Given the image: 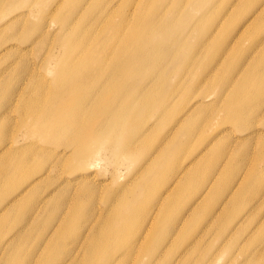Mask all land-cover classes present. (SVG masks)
I'll return each mask as SVG.
<instances>
[{
  "label": "rangeland",
  "instance_id": "obj_1",
  "mask_svg": "<svg viewBox=\"0 0 264 264\" xmlns=\"http://www.w3.org/2000/svg\"><path fill=\"white\" fill-rule=\"evenodd\" d=\"M5 1L0 0V48H4L5 43H22L29 50L27 55H19L15 53L16 51L8 55H3V50L0 52V80L8 79L14 83V91H11L6 102L8 109L0 110V142L16 141L17 143V148L15 147L16 150L11 151L12 153L0 155V166H13L16 162L17 166H22L20 177L15 176L9 183L0 186V194L6 191L5 199L12 198L9 209L10 221L4 214L0 216V224L8 221L16 224L11 231L1 233L0 239L10 236L9 234L21 227L39 230L36 228L37 224L49 217H54L57 221L61 220L73 229V225H79L85 220L77 215L86 216L88 220L97 216L103 218L107 226L98 225L97 233L104 238L110 234L111 214L117 215V219L111 223L114 229L122 223V217L126 213L124 201H128L134 210L149 211L150 207L144 201L139 188L147 185L151 187L157 183L160 179L157 166L150 168L145 161L146 155L134 161L126 149L113 148L109 135L101 130L97 131L103 116L99 109L108 103L107 98H111L114 91L107 88L110 74L102 72L100 67L103 64L106 65L105 68L112 66L118 58L124 56L127 58L141 56L146 60L149 57L154 64L150 62L148 65L153 64V66L146 70L154 77H146L144 71L139 73L138 70L121 67L118 74L120 79H127L126 81L130 79L129 82L134 90L140 86L152 88L156 82L163 87L162 90L155 88L153 96L151 91L150 100L134 101L133 113L137 117L138 111L144 105L157 108L163 101L162 91L173 87L172 94L167 100L168 112L161 114L160 111L156 112V109L150 112L149 123L152 127L159 117H162V125L154 137V147H156L154 149L158 151H153L152 155H156L157 152L158 156L163 151L158 158L162 165L170 164L168 169L176 165L179 167L180 164H186L190 160H195L194 165L199 164V170L205 168V164H212L213 175L217 178L219 172V177H222L223 173L235 166L236 161H242L238 173L245 172L246 179H250L251 174L254 173V181L257 182L256 185L250 186L246 195L250 197L251 207L256 204L252 214L257 216L260 213L264 214V98L256 97L254 92L242 91L241 95L246 93V97L240 99L234 95L236 88L251 72L253 78L263 79L259 70H264V10L259 15L257 13L264 0H77L75 3L73 0H63L54 6H51L54 0H16L15 7H3ZM106 2H110L108 7L105 6ZM73 8L88 12V22L83 20L81 11L69 15L66 19V14ZM221 8L224 9V13L218 14ZM65 20L72 23L74 32L86 39L88 49L87 46L79 49L72 45V37L65 34L67 31ZM36 24L43 28L36 30L41 47L35 48L27 40H10L1 43L4 39H9V34L16 26L35 27ZM115 29L141 32L147 30L150 33L148 44L151 41L159 43L158 49L164 52H171L173 47L172 43L166 45L163 42L164 38H182L184 48L175 50L174 59L165 55L156 58L152 53L148 54L149 50H145L146 43L142 45L128 43L122 55L116 57L115 52L119 48L120 38L114 33ZM187 30L191 31L190 36L183 35ZM162 34L164 35L161 36ZM196 35L199 36V41L195 40ZM31 37L36 38L35 35ZM210 39L211 42L206 44ZM194 46L197 51L199 50L201 63L184 64L183 58ZM98 47L101 48V52L97 50ZM146 60L145 64H147ZM206 62L213 66L204 76L201 71L203 63ZM244 74L245 79L242 80ZM77 76L86 78L88 89V97L77 98V104L84 106L88 102L91 108L88 109V122L91 129L95 130V135H100L92 142L87 139L82 150L88 154L99 149V163L81 170L83 173L91 171L94 174L89 178L91 184H88V187L95 188L96 200L93 203L88 198V187L86 193L78 195L80 191V186L77 185L78 172L69 169L70 167L68 168L64 162V159L70 157L76 148L63 143L73 138L70 134V139L65 132L72 116L67 119L66 114L64 115L66 119L59 118L63 112L58 111L64 108L59 106L58 100L61 96L67 101L76 94L72 85L78 80ZM196 80L201 81L192 87ZM217 86L225 89L216 99L217 94L213 92L215 91L213 87ZM188 90H191L189 96L184 94ZM100 95L102 97L98 98ZM3 97L4 95L0 93V100ZM241 101L253 103L244 111L243 116L245 120L247 119V123L242 125L231 115V110L241 105ZM256 103L259 104L257 109L251 110L250 106ZM177 116L182 119L175 122ZM76 120L78 119L71 123ZM194 122L198 126L192 136L188 137L187 131L192 128ZM60 127L58 140H50V135L55 134L57 137L56 129ZM178 150H181V154L177 153ZM194 165L189 166L187 171H190ZM72 171L74 173H68ZM29 173L38 175L39 179H35L30 186L24 187L27 182L23 179ZM0 176H3L1 171ZM171 177L176 179L178 176L172 174ZM170 183H173L172 180L167 185ZM10 184L14 186L12 189L9 187ZM162 185L163 183L160 187L162 189L167 187ZM23 187L28 191H20V194H16ZM103 192L105 196L107 194L110 196L106 203L99 199L100 195H104ZM80 195L81 198L76 203V197L79 198ZM192 195L193 192L184 191L179 196L178 204L181 208L185 206L184 218L179 222L170 223L166 234V238L170 236L172 244L176 242L184 247L188 243L187 250L177 261L181 260L185 263L186 259L183 258L186 255H193L195 256L192 258L193 264H200L205 257L199 256L198 253L213 252L221 264L228 256L224 247L228 241L233 240L232 247H235L236 261L243 260L244 247L246 250L251 247L252 254H249L253 257L251 264H264V236L254 237L258 230L264 228V216L259 225L252 222L245 232H239L240 227H235L234 232L228 234L223 231L221 234L223 240L215 242L214 237L217 236L225 212L217 215V221L212 222L210 219L194 226L193 215L204 210L207 197L192 203L196 198L193 197L190 202ZM33 197L35 199L45 197L46 200L41 204H37V200L32 208H27ZM194 204H199L195 207L197 213L194 209L190 213L189 210ZM80 210L84 214H79ZM151 210L155 212L154 208ZM141 221L139 222L138 219L129 223L130 228L133 229V225L136 226L137 222L138 228H143L146 222V227H149L147 218L142 225H140ZM84 223H88V231L94 225L92 221ZM151 223L156 232L153 231L144 240L146 243L142 245L146 249L154 246L157 231L163 227L155 219ZM244 223L242 220L232 222L234 225ZM34 235H38L37 232ZM51 235L52 232L47 231L32 256L27 259L26 256H22L16 264H30V262L47 264L56 259L53 254L40 256L38 253L44 241ZM68 235L64 234L66 237H63V242L69 250L73 242L75 243L73 245L78 247L82 240L73 241L74 238ZM132 239L129 236H115L111 242L115 246L129 247L133 244ZM5 240L8 238L3 239ZM15 241L26 248L25 240L21 242L15 239ZM60 246L63 245H55L53 250L58 253ZM2 248L3 246L0 245V251ZM161 249L164 250V247ZM168 251H164L165 258L161 259L167 261ZM3 254L0 253V264L4 260ZM139 255L140 251L136 256L139 258ZM103 256L105 255L99 260H102ZM128 256L123 260L124 264H141L144 260L136 259L133 253ZM76 257L79 264H82L81 254ZM62 260L58 258L52 264H62ZM244 261L246 262V259ZM169 262L176 260L171 259ZM9 264H14V259Z\"/></svg>",
  "mask_w": 264,
  "mask_h": 264
},
{
  "label": "bare ground",
  "instance_id": "obj_2",
  "mask_svg": "<svg viewBox=\"0 0 264 264\" xmlns=\"http://www.w3.org/2000/svg\"><path fill=\"white\" fill-rule=\"evenodd\" d=\"M63 1V0H54L53 4L51 6H54L56 3ZM87 1V0H84ZM73 2H77V0H73ZM110 5V2H106L105 6L108 7ZM12 7L16 6V0H6L3 3V7ZM49 6V7H51ZM28 8L30 9V4L28 5ZM42 7L40 6V9ZM195 9V8H194ZM80 8H73L68 11L66 14V19L69 15H73L74 13H77L78 11H81ZM196 10V9H195ZM194 10V11H195ZM264 10V3L259 7L258 15ZM218 14H223L224 9L221 8L218 10ZM39 12V11H37ZM83 20L85 22H88V12H83ZM256 18V17H255ZM138 23L140 21L138 20ZM211 23V22H210ZM67 26V31L65 32L66 35L72 37V45L76 48L81 49L83 46H87L88 49V43H86L85 38H81L76 32H74L72 23L69 20H65L64 23ZM37 26L33 27H24V26H16L14 28V31L9 34V39H4L1 43H5L10 40H17V41H30L32 46L35 48L41 47L38 43V37L39 34L36 33V30H42L43 28H40L38 24ZM114 33L120 38V45L118 50L115 52L116 57H120L123 53V51L126 48V45L128 43H134L136 45H142L143 43H146L145 50H149L148 54H153V57L159 58L168 56L171 59H174V56L176 54L175 50L183 49L184 48V41L182 38H171L167 39L164 38L163 42L168 45L169 43H172L173 47L170 50L171 52H164L163 50L158 49L159 43L156 42H147L149 39L150 33L149 31H133L131 29L129 30H123V29H115ZM191 31L187 30L186 33L183 35L190 36ZM199 33V32H198ZM36 36V38H33L31 36ZM162 34L161 36H163ZM212 38V37H211ZM199 39V36H195V40L197 41ZM200 40V39H199ZM198 40V41H199ZM263 41V40H262ZM202 42V41H200ZM211 39L207 41L206 44L210 43ZM263 44V43H261ZM198 43L195 44L197 46ZM190 48V50L187 52L186 56L183 58L184 64H200V53L199 50L197 51L196 47ZM16 48V49H13ZM4 54H9L10 52L18 53L19 55H27L29 48L25 46L22 43H16V44H7L5 43L4 48H0L1 51ZM101 52V48H97ZM141 56H134L132 58H127L126 56L120 57L117 59V61L112 66L102 65L100 69L102 72H108L109 79L107 83V88L114 89L112 92V97L107 98L108 103L99 109L101 113H103L102 121L97 127V131L104 132L107 135L110 136V139L112 140V146L114 149H119L122 147L123 149H126L129 153L131 158L134 161L139 160L142 156L144 157L146 155L145 161L148 162V166L152 168L153 166H157V173L160 175V179L157 181L155 185H152L149 187L147 185L146 187H140L139 191L141 195L143 196L144 201L149 205V211H137L134 210L128 201H124L123 206L126 211L124 216L122 217V223L116 227L115 229L111 226V223L114 219H117V215L111 214V220L109 223V229L110 234L109 236H105L104 238H101L102 236H99L97 233L99 226H107V222L101 218L100 216H97L96 218H91L88 220L86 216L83 215H77L79 218L83 217L85 220L79 224V225H73V229H71L68 225L63 223L61 220H56L54 217H49L42 222H39L37 224L36 228H39V230L35 228H24L21 227L18 228L17 231H13L10 236H6L8 240L3 241V237L0 239V245L3 246L0 253H4L2 255V258H4L2 264H9L14 259V264L18 261V259H21L20 257L26 256V259L32 256V254L37 249L39 242L44 239L46 232H52V235L47 237L46 241H44V244L39 248V255L45 256L53 254L54 257H57L56 259L60 258L63 259L61 262L62 264H79L78 259L76 256H79L81 254L82 257V264H124L123 260L128 258L130 253H133V255L136 257V259L143 258L144 260L141 262V264H193L192 258H195L193 255H186L183 259H186L185 263L181 260L177 261L179 258L182 257V254L187 250L186 246L181 247V244H177L176 242L172 244L170 236L166 238V234L169 231L170 223H176L179 222L183 217V210L185 209V206L181 208L180 204H178L179 196L182 195V192H193V195L191 196L190 202H192L193 197H196L195 200L192 203L197 202L199 199H203L207 197L206 199V205L204 210H201V212L197 213L195 211V207H197V204H194L189 212L194 209L196 215H193L192 223L194 226H198L202 221H207L212 219V222L214 220H218L217 215L221 212H225L223 218H221L220 226L217 230V236L214 237L215 242H220L223 240V231L225 233H232L234 232L235 227H240L239 232H245L247 226L251 224L252 222H255L256 225H259L263 219L264 214L260 213L258 216L256 214H252V210L255 208L256 204L251 207V202H249L250 197L246 196L249 192V188L251 185H256L257 182L254 181L255 176L254 173L251 174L250 179H246L245 172L240 174L238 173L240 166L242 164V161H236L235 166L228 169L227 172L223 173L222 177H219L220 172L218 173V178L216 175H213V165L212 164H205V168L200 169L198 165H194L195 160H190L186 164H180L178 167L173 166L168 169L170 166L169 163H167L165 166L162 165L159 161V156L163 153L161 151L159 155H152L154 148V137L156 136V131H158L159 127L162 125V117H159L158 121L154 126L152 127L151 123H149L150 120V112L160 111V113L168 112L169 106L167 104V100L169 96L172 94L173 87L170 89H165L162 91V98L163 101L159 103V106L157 108L153 109V106L151 105H144L140 108L138 111V117L135 113H133L134 110V101L139 100H150V92L153 91L152 96L155 95V88L162 90V85L159 83H154L152 88L149 86H140L139 88H135L131 85L127 79H120L118 77V74L120 72V68L124 69H135L138 70L139 73L145 72L146 77H154V75L149 74V72L146 70L153 66L154 61L149 59V57L146 60ZM150 62L153 64L150 66L148 65ZM212 65L206 63H203L202 65V71L201 74L204 76L207 75L209 71L212 70ZM259 72H262L263 79L258 80L253 78V72L250 73L248 77L245 79V74L243 75V79H245L242 84H240L236 90L234 91V95L237 99H240L246 97V93L244 95L242 94V91L244 92H254L256 93V97L264 98L263 92H264V70H259ZM78 80L74 81V84L72 85L75 89L76 94L72 96L69 100L64 101L62 97H59V106L61 108H64V110H60L58 112H63V115L60 116L62 120L66 119L64 115L67 114V119H69L70 116H72V120H75L76 118L78 120L74 121L73 123L67 124L65 132L68 133L69 138L71 139V135L73 136L71 141H63V143L72 146L76 148L72 155L70 157H67L64 159V162L66 165H68L69 169H73L74 171H77L76 173L78 176L77 181L78 186H80V191L78 193H86V187H88V184H91L89 181V178L93 177L94 174L89 171L87 173H83L81 170L83 168H87L89 166H94L99 163L100 158L98 157L99 149L95 150L96 152H82L83 147L85 146L86 140H90V142L97 140L100 135H95V130H92L90 127V124L88 122V109H91L87 104L84 106H80L77 104V98L79 97H85L88 95V89L86 88V78H83L81 76H77ZM188 81V80H187ZM192 87H194L196 84L199 83L201 80H196ZM128 83V84H127ZM190 85V83H189ZM211 87V86H210ZM215 91H213L215 94H217L215 97L218 98V95L222 93L221 91L225 89L224 87H213ZM134 90V91H133ZM11 91H14V83L11 82L8 79H2L0 80V93L4 95L3 99L0 100V110L3 111L5 109H8L7 100L11 95ZM188 91H185L184 94H187L188 96L191 94ZM150 96V98L152 97ZM88 97V96H87ZM102 95H100L98 98H101ZM63 100V101H62ZM116 101V102H115ZM113 102H115L113 105H111ZM140 102V101H139ZM31 105L37 107L35 104L30 102ZM253 103H247L244 101H241V105H238V107L231 110V115L234 118L237 123L240 125L247 123V119L245 120V117L243 116L244 111L248 109L249 105ZM258 103L250 106L251 110H256L258 107ZM153 109V110H152ZM181 116V115H179ZM179 119H182V117H176L174 119L175 122H177ZM171 120V119H170ZM23 121H25L23 119ZM168 122V120H167ZM149 125V126H148ZM148 126V127H147ZM198 124L194 122V125L192 128L188 129L187 136H192L193 132H195ZM147 127V128H146ZM60 128L56 129L58 131L57 137L54 135H50V140L54 139L53 141H57L60 131ZM1 133V132H0ZM71 134V135H70ZM95 135V136H94ZM1 140V139H0ZM15 145V146H14ZM16 141H10L3 143L0 142V155H5L7 152H13L16 150ZM14 146V147H13ZM16 147V148H15ZM11 152V153H12ZM176 152V150H174ZM178 154H181V150L177 151ZM142 157V158H143ZM156 160V161H155ZM155 161V162H154ZM17 162L13 164V166H7L3 165L0 166V171L2 172L3 176H0V186L4 185L5 183H9L12 178L15 176L20 177L22 166H17ZM194 165L190 171H187L188 167ZM173 169V170H172ZM181 169V170H179ZM171 170V171H170ZM178 170V171H177ZM68 172V173H74ZM221 171V170H220ZM43 172H45V169H43ZM60 173V172H59ZM67 173V172H66ZM169 173L175 174L178 176L176 179L170 178ZM188 173L186 176L185 174ZM38 176V175H37ZM35 176L33 173H29L23 181L27 182L26 186H30L31 183L34 182L35 179H39ZM41 177V176H40ZM172 180L173 183H169V181ZM243 180V181H242ZM162 186H167L165 189L160 188L161 184ZM242 183V185H240ZM152 184V183H151ZM150 184V185H151ZM165 184V185H164ZM9 187L12 189L14 186L11 184ZM24 187L19 190L16 194H20V191L26 192L27 189H24ZM9 191V189H8ZM195 191V192H194ZM15 194V195H16ZM104 194V192L102 193ZM6 191L4 193L0 194V216L6 214V218L10 221V203L11 199H5ZM95 196V188L88 187V198L90 201L95 202L96 198ZM104 195H100V200L104 203L107 202V198L109 199V195L107 194L105 197ZM78 197V196H77ZM76 197V203L79 202L81 195L79 198ZM35 197L31 198V203H28L27 208H32L35 204H41L43 201L46 200L45 197ZM34 200V201H33ZM74 207V206H73ZM154 208L155 212H153L151 209ZM154 213V215H152ZM79 214H84L81 210L79 211ZM149 216V217H148ZM147 218V221L149 223V227L147 228V222L144 224L143 228H138V222L136 226L133 225V229L130 228L131 222H136L139 219L142 225L143 221ZM216 218V219H215ZM154 219L163 225L161 229L157 231V237L154 243V246L150 249H146L143 243H146L144 240H146L147 236L152 234L153 231L156 232V229L154 225H152L151 222H154ZM204 219V220H203ZM237 220L244 223L241 225H234L232 222H236ZM3 222L0 224V234L3 232H8L14 229L15 222ZM87 221H92L94 225L91 226L88 231V223H84ZM169 221V222H168ZM70 224L71 221L69 220ZM18 226V225H17ZM37 232L38 235H34V233ZM70 234H69V233ZM64 234H69L72 238H74L73 241H77L78 239L82 240L78 247H76L74 242L69 247L66 246V244L63 242ZM68 235V236H69ZM115 236H129L131 239V242L133 241V244L129 247L124 246H115L112 245V238ZM264 236V228L261 230H258L255 234V238H260ZM66 237V236H65ZM64 237V238H65ZM15 239L20 240L21 242L25 240L26 248H23L20 246L19 243L15 241ZM62 244L63 246L59 247L58 253H56L53 249L55 245ZM172 244V245H171ZM234 244V241H228L226 247H224L226 253L228 256H226L221 264H251V247L249 250H246L245 247L243 250V260L236 261L235 260V254L234 250L235 247H232ZM125 246H127L125 244ZM158 246V247H157ZM171 246V247H170ZM164 247V250L161 248ZM170 247V249H169ZM181 249L179 250V248ZM63 248V251H62ZM168 251V257L166 258L167 261L161 259L165 258V252ZM140 251L139 258L136 256L137 252ZM142 252V253H141ZM103 256L102 260H99V258ZM199 256L205 257L203 261L200 262V264H219L218 257L213 252H200L198 253ZM54 259V260H56ZM172 261L175 259L176 262H169V260ZM246 259V262L244 261ZM52 260L51 262L47 264H52L54 262ZM1 261V260H0ZM1 263V262H0ZM31 264V262H30ZM40 264V263H38ZM253 264V263H252Z\"/></svg>",
  "mask_w": 264,
  "mask_h": 264
}]
</instances>
